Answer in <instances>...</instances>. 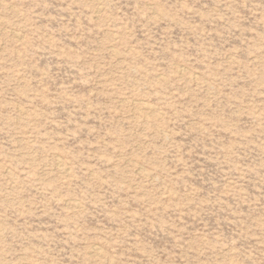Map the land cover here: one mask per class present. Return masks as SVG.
<instances>
[{
  "label": "rangeland",
  "instance_id": "374dc122",
  "mask_svg": "<svg viewBox=\"0 0 264 264\" xmlns=\"http://www.w3.org/2000/svg\"><path fill=\"white\" fill-rule=\"evenodd\" d=\"M0 264H264V0H0Z\"/></svg>",
  "mask_w": 264,
  "mask_h": 264
}]
</instances>
